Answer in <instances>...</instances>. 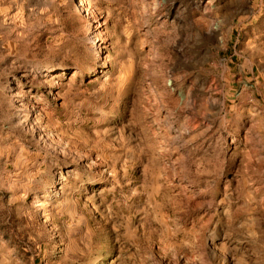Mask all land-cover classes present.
I'll list each match as a JSON object with an SVG mask.
<instances>
[{
    "label": "rangeland",
    "instance_id": "obj_1",
    "mask_svg": "<svg viewBox=\"0 0 264 264\" xmlns=\"http://www.w3.org/2000/svg\"><path fill=\"white\" fill-rule=\"evenodd\" d=\"M0 264H264V0H0Z\"/></svg>",
    "mask_w": 264,
    "mask_h": 264
},
{
    "label": "bare ground",
    "instance_id": "obj_2",
    "mask_svg": "<svg viewBox=\"0 0 264 264\" xmlns=\"http://www.w3.org/2000/svg\"><path fill=\"white\" fill-rule=\"evenodd\" d=\"M100 40H101V39H100ZM102 40H103V39H102ZM100 53H101V52H100ZM99 55H100V54H99ZM101 55H102V54H101ZM102 57H103V56H102ZM99 58H100V57H99ZM100 59H101V58H100ZM100 59H99V60H100ZM102 60H103V59H102ZM104 61H105V60H104ZM61 183H62V182H61Z\"/></svg>",
    "mask_w": 264,
    "mask_h": 264
}]
</instances>
